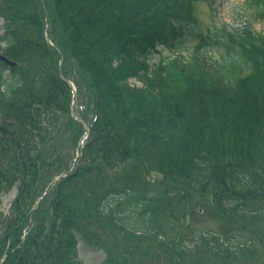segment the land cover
<instances>
[{"label": "trees", "instance_id": "obj_1", "mask_svg": "<svg viewBox=\"0 0 264 264\" xmlns=\"http://www.w3.org/2000/svg\"><path fill=\"white\" fill-rule=\"evenodd\" d=\"M219 1L0 0V264H82L80 242L102 264L264 257V0L206 32ZM214 216L226 248L187 228Z\"/></svg>", "mask_w": 264, "mask_h": 264}, {"label": "rangeland", "instance_id": "obj_2", "mask_svg": "<svg viewBox=\"0 0 264 264\" xmlns=\"http://www.w3.org/2000/svg\"><path fill=\"white\" fill-rule=\"evenodd\" d=\"M245 0H227L226 3L224 4L223 7L219 8L218 10L211 8L207 3L205 2H200L196 5L195 7V22L199 25L204 30H211L215 27H221L224 28L226 27L225 24L226 22H230L232 16H231V7L234 6L237 3H243ZM51 2V1H49ZM3 24L2 20H0V26ZM256 29L258 31H261L262 26L261 25H256ZM158 61V58L156 56L152 57L151 62L156 63ZM255 71L256 69H253L250 67L249 71L247 72V76L251 77L252 79L255 78ZM253 85L255 89V84L253 80ZM255 94V95H254ZM263 96L259 95L256 91L253 93L255 96V99L261 101V98L264 99V93H262ZM251 95V93H250ZM18 188L14 187L12 191L3 194L0 197V213L4 212L5 214H9L11 211V207L13 205V202L16 200L18 196ZM207 199L211 200V197L207 196ZM209 212H216L215 206L210 202L209 205ZM228 210L230 208H227ZM177 213L180 212V208L177 206L175 209ZM175 226V221H172ZM235 227V224L231 220L230 216H226L223 218H220L218 216L214 217H206L203 219H196L192 224H188L187 220V228L188 230L192 228L194 232L200 229L199 233L205 230H210V231H216L218 232V238L221 239V244L224 245V248H226L227 244H225V237L221 234V229H225V233L233 230ZM256 231H258L261 235H264V224H257L255 227ZM250 229V228H249ZM258 229V230H257ZM169 232H174V226L170 225ZM212 240V239H211ZM229 245V244H228ZM238 243L236 241L233 242V247H236ZM230 246V245H229ZM77 255L79 256L80 263L82 264H102L104 261V254L103 252H94L90 248L84 245V243L80 242L78 244V249H77ZM205 255H207L205 253ZM208 262H201L199 260H192L193 263L197 264H221L219 260H215L212 258L207 259ZM264 264V257H260L259 253L253 255L250 259L238 261L235 264Z\"/></svg>", "mask_w": 264, "mask_h": 264}, {"label": "bare ground", "instance_id": "obj_3", "mask_svg": "<svg viewBox=\"0 0 264 264\" xmlns=\"http://www.w3.org/2000/svg\"><path fill=\"white\" fill-rule=\"evenodd\" d=\"M1 20V19H0ZM51 190L48 188L39 198H41V200H43L47 195L48 193L50 192Z\"/></svg>", "mask_w": 264, "mask_h": 264}, {"label": "water", "instance_id": "obj_4", "mask_svg": "<svg viewBox=\"0 0 264 264\" xmlns=\"http://www.w3.org/2000/svg\"><path fill=\"white\" fill-rule=\"evenodd\" d=\"M0 59H2L3 61L7 62L9 65H14L13 63H11L10 61L6 60V59L3 58V57H0Z\"/></svg>", "mask_w": 264, "mask_h": 264}]
</instances>
